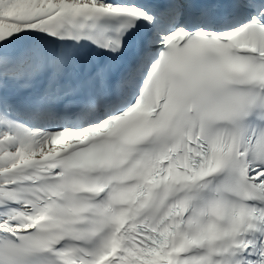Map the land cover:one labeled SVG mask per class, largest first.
Listing matches in <instances>:
<instances>
[{"label": "snow or ice", "instance_id": "6c2138e0", "mask_svg": "<svg viewBox=\"0 0 264 264\" xmlns=\"http://www.w3.org/2000/svg\"><path fill=\"white\" fill-rule=\"evenodd\" d=\"M0 264H264V0H0Z\"/></svg>", "mask_w": 264, "mask_h": 264}]
</instances>
